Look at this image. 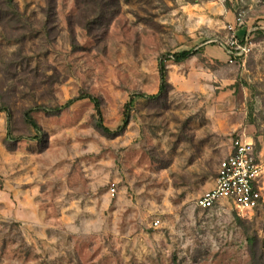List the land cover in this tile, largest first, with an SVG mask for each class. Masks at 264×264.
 <instances>
[{
    "label": "rangeland",
    "instance_id": "obj_1",
    "mask_svg": "<svg viewBox=\"0 0 264 264\" xmlns=\"http://www.w3.org/2000/svg\"><path fill=\"white\" fill-rule=\"evenodd\" d=\"M13 3H0V264H264V0ZM231 42L247 50L230 62ZM82 96L100 115L66 106ZM236 138L253 143L261 205L198 209Z\"/></svg>",
    "mask_w": 264,
    "mask_h": 264
},
{
    "label": "built area",
    "instance_id": "obj_2",
    "mask_svg": "<svg viewBox=\"0 0 264 264\" xmlns=\"http://www.w3.org/2000/svg\"><path fill=\"white\" fill-rule=\"evenodd\" d=\"M225 49L230 62L247 50L245 43L237 46L235 42ZM260 174L253 143L236 138L231 141L228 156L218 166L214 186L196 200L195 206L210 210L225 203L237 208L257 209L262 202Z\"/></svg>",
    "mask_w": 264,
    "mask_h": 264
},
{
    "label": "trees",
    "instance_id": "obj_3",
    "mask_svg": "<svg viewBox=\"0 0 264 264\" xmlns=\"http://www.w3.org/2000/svg\"><path fill=\"white\" fill-rule=\"evenodd\" d=\"M0 3L1 5H3L6 9H9V10H14L15 9V6H14V3H13V0H0ZM192 54L190 52H181V53H177V54H174L172 55V58L173 60L176 62V63H179V62H182L184 60H186L189 56H191ZM160 87H159V93L158 94H161L164 89H165V86H166V74H165V67H164V64L161 63L160 64ZM82 99H88L93 105H94V108L95 110L98 112V114L100 115V112H99V101L93 97H78L74 100H71L69 102L66 103V106L75 102V101H78V100H82ZM26 122L29 123L31 125V127H33L34 129L38 130V125L36 124V122L32 119V117L30 116L29 113L26 114ZM100 128L105 131V132H109L106 128H104L101 124V117H100ZM127 126V123L126 121H124L123 123V126L120 127L117 132H120L122 131L125 127Z\"/></svg>",
    "mask_w": 264,
    "mask_h": 264
},
{
    "label": "bare ground",
    "instance_id": "obj_4",
    "mask_svg": "<svg viewBox=\"0 0 264 264\" xmlns=\"http://www.w3.org/2000/svg\"><path fill=\"white\" fill-rule=\"evenodd\" d=\"M240 211H247L248 209H244V208H238Z\"/></svg>",
    "mask_w": 264,
    "mask_h": 264
}]
</instances>
